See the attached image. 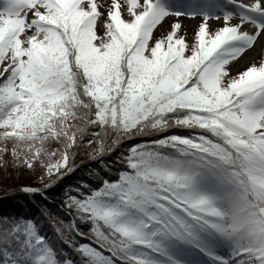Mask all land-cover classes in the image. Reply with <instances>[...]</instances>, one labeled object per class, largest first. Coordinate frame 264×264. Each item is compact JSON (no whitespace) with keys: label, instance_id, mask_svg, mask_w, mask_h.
Listing matches in <instances>:
<instances>
[{"label":"snow or ice","instance_id":"obj_1","mask_svg":"<svg viewBox=\"0 0 264 264\" xmlns=\"http://www.w3.org/2000/svg\"><path fill=\"white\" fill-rule=\"evenodd\" d=\"M181 17L201 19L191 43ZM260 38L264 0H0V168L59 181L74 148L157 137L65 192L70 252L0 217V264H264V58L231 70Z\"/></svg>","mask_w":264,"mask_h":264},{"label":"trees","instance_id":"obj_2","mask_svg":"<svg viewBox=\"0 0 264 264\" xmlns=\"http://www.w3.org/2000/svg\"><path fill=\"white\" fill-rule=\"evenodd\" d=\"M173 132L187 134V130L177 129H173L167 134ZM154 138H157L154 133H147L144 136H137L135 139H126L121 147L111 154L106 148L102 157L99 155L95 143L74 148L72 151L78 154L74 160L69 161L74 171L59 181L56 176L46 177L45 169L38 164L34 170L0 168V217L16 215L32 218L42 226L43 233L51 239L55 247H63L65 251L70 252L71 250L66 245L59 243V237L55 232L56 227L64 229L60 223L61 220L69 222L73 219L70 210L65 206V192L72 187H78L82 182L97 187L104 179L115 180L118 171L123 167L118 162L121 153L125 152L126 148L132 144ZM49 183L52 186L45 187ZM23 187L37 188L40 190V194H25L21 191ZM72 194L75 195L74 192ZM76 223L82 229H87V225H82L79 221Z\"/></svg>","mask_w":264,"mask_h":264},{"label":"rangeland","instance_id":"obj_3","mask_svg":"<svg viewBox=\"0 0 264 264\" xmlns=\"http://www.w3.org/2000/svg\"><path fill=\"white\" fill-rule=\"evenodd\" d=\"M239 2L243 3H250L251 0H239ZM177 22L175 17L169 18L164 22L163 26L160 27L156 32L155 36L160 37L162 35L167 34L170 31V26L172 23ZM179 22L182 24L181 35H185L186 39L189 43L192 42L194 32L197 30L198 25L201 22L199 17L197 18H188V17H181L179 18ZM238 22L237 20L233 21ZM209 24L213 30L220 27L222 25V21L217 20H210ZM248 31H254L252 26H247ZM248 50L246 53H248ZM244 54L238 61L233 62L231 65V70L233 75L238 74L239 72L245 70L247 67L252 65L253 63L258 64L262 58H264V38H260L259 42L255 45L254 50L250 54Z\"/></svg>","mask_w":264,"mask_h":264},{"label":"bare ground","instance_id":"obj_4","mask_svg":"<svg viewBox=\"0 0 264 264\" xmlns=\"http://www.w3.org/2000/svg\"><path fill=\"white\" fill-rule=\"evenodd\" d=\"M254 48H255V46H254ZM254 48L253 49H251L248 53H246L247 55L248 54H250L253 50H254Z\"/></svg>","mask_w":264,"mask_h":264}]
</instances>
